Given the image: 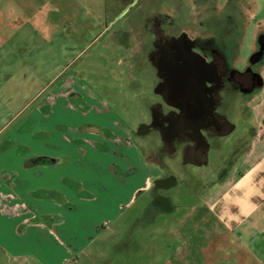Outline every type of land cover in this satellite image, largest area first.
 <instances>
[{"label":"rangeland","instance_id":"obj_1","mask_svg":"<svg viewBox=\"0 0 264 264\" xmlns=\"http://www.w3.org/2000/svg\"><path fill=\"white\" fill-rule=\"evenodd\" d=\"M226 2L175 0L167 8L175 17L172 28L192 37L215 38L230 70L250 68L260 75L264 54L255 51H264V42L257 36L255 42L253 30L264 18V0ZM257 3L262 7L252 18ZM112 4L0 0V171H16L20 180L29 181L23 187L0 184V221L13 223L4 224V230H13L17 223L25 226L30 240H40L47 250L28 259L0 255V264H164L173 254L165 247L171 225L176 240L194 252L204 250L217 233L213 218L200 219V195L191 196L186 168L203 176L202 169L185 164L180 153L156 152L162 137L152 125L153 106L161 97L155 90V70L137 38L145 34L144 9L114 18ZM130 26L134 38L121 44L118 33ZM249 73L244 79L252 81ZM232 95L226 114L237 126L223 136L222 147L213 148L211 171L234 170L244 148L240 139L250 136L254 127L250 97L236 89ZM46 155L48 162H39ZM53 158L59 161L50 163ZM141 171L145 186L136 208L152 201L150 190L157 177L173 172L178 183L161 191L179 206L169 215L160 212L158 222L146 219L133 239L130 224L127 230L123 225L135 205L123 208L122 215L116 208L128 200L126 183L142 181ZM7 203L12 207L3 215ZM106 219L109 222L100 227ZM155 244L161 250L151 262ZM182 260L178 258L179 264Z\"/></svg>","mask_w":264,"mask_h":264},{"label":"crops","instance_id":"obj_2","mask_svg":"<svg viewBox=\"0 0 264 264\" xmlns=\"http://www.w3.org/2000/svg\"><path fill=\"white\" fill-rule=\"evenodd\" d=\"M230 2L228 3L227 0L225 5H230ZM223 5L224 4H222V6ZM255 7V10H251L252 18L255 17V11L261 10L262 6L257 3ZM242 8L246 11L249 10L250 7L247 6ZM252 9H254V7ZM107 27H109V24ZM253 31L256 42V36L258 40H260V37L264 35V18L259 21ZM259 72L261 78V83L259 85H254L247 90H238V92L240 91L250 97V108L254 127L250 132V136L240 139V141L243 140L242 144L244 148L234 170L231 172L230 169H219L218 167L212 171L209 170L213 148L217 145L222 147L221 140L224 138L223 136L230 134L237 126L231 119H229V131H222L214 138L200 136L197 140L192 139L195 145L196 143H206V151L201 160H195L193 157L185 160L182 159L185 164L191 163L198 165L200 167L199 169L203 171V176H201V172L196 173L194 170L189 171L187 170L188 168H186V173L190 176L192 187L191 196H195V194L200 195L199 204L194 203L193 206L188 205L186 209L193 208L196 206L195 204H198L199 213L201 214L200 219L207 220L209 218V222H212L210 218H213L216 221V228L214 229H217V233H215L209 245L205 247L204 250L198 248L197 252H194V250L188 248L185 241L182 240L180 243L176 240L179 236L175 235L172 229L173 225H171L170 229L168 227L165 233L167 238L165 247L170 249L173 254H168V258L164 264L175 263V256H177V264L181 262L178 261V258L181 260L183 259V264H264V63L261 65ZM6 77L8 78L9 74H6ZM4 95L7 100L11 99V96ZM3 99L4 96L1 97V100ZM174 137L175 136H169L167 138L172 139ZM179 153L180 152H177L176 155L179 156ZM177 156L175 158H177ZM46 158L47 155L40 156L39 162L43 161L47 163L48 161ZM58 161L59 159L53 158V161L50 163L54 164ZM28 165H32V163L29 162ZM137 174L138 171L136 170L134 176H137ZM143 174V171H141V179L143 178ZM172 174L176 178V182L171 183L167 188L175 186L180 179L175 172ZM18 177L19 174H17L16 171H0V184L3 183V181L7 182L10 187H23L28 184V180H20ZM159 178H163V176L157 177L156 179ZM126 186L130 194L128 195V200L122 202L116 210H119V214L122 215L121 210L123 208L129 207V209H133L132 207L135 205V209L130 210L129 213L126 214V223H124V225L122 223V225L123 227L125 226L124 228L127 230L129 223L130 236H132L133 239H137V229L141 227L143 222H147V218H143L142 213L144 212L145 206L149 203V199L136 208L138 196L145 186L144 179H142L140 183L137 182V179L135 182L130 181V183H126ZM160 196H163L168 205L172 206L170 209H165V213L169 215L178 209L179 205L174 202L172 196L168 192H162ZM11 207L7 203L3 209L1 208L3 215L4 212L8 213ZM172 218L173 216L170 215L165 218L164 221L168 223ZM152 219L153 222H158V214L153 216ZM107 222H109V219L103 220L100 227ZM148 222H150V220ZM4 224L7 226L13 225L12 222L0 221V255L14 254L17 257L23 256V259H28V256L31 254H39V256L42 254L46 255L47 250L41 247V241H31L30 237H28V231L23 229L25 226H18L17 223L14 229L10 231L4 230L6 226ZM146 224L147 223H145V225ZM98 228L99 226L96 229ZM18 236L21 237L19 238ZM160 250V247L155 244V250L152 253V257H150L152 259L151 262L155 260ZM136 251L137 249L135 252ZM205 255H207L209 259L205 258ZM127 256L129 259L132 254ZM196 257H198V263L194 262ZM55 260L57 261V259ZM187 261H190V263ZM6 262L9 263L8 261Z\"/></svg>","mask_w":264,"mask_h":264},{"label":"flooded vegetation","instance_id":"obj_3","mask_svg":"<svg viewBox=\"0 0 264 264\" xmlns=\"http://www.w3.org/2000/svg\"><path fill=\"white\" fill-rule=\"evenodd\" d=\"M111 1L113 4L109 8L114 18H121L138 7L144 9L141 31L145 34L137 38L144 43L145 60L155 70V90L161 97V102L153 106L152 125L162 137L156 152L166 155L179 151L184 160L191 157L201 160L206 143L195 145L192 139L214 138L222 131H229L230 118L226 113L233 101V90H247L258 85L260 75L250 68L243 72L230 70L215 38L192 37L186 31L174 30L175 17L167 8L175 0ZM126 28L118 33L117 40L121 44L134 38L131 26ZM260 40L264 42V35ZM255 54L262 56L264 51L260 49ZM249 72L252 81L244 79ZM169 136L175 137L168 139ZM174 182L176 178L171 173L155 180L150 190L153 199L145 206L143 218L151 220L156 214L172 208L160 194Z\"/></svg>","mask_w":264,"mask_h":264}]
</instances>
